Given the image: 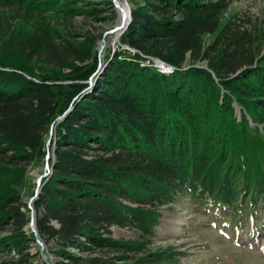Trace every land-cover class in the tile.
Returning a JSON list of instances; mask_svg holds the SVG:
<instances>
[{"label":"trees","instance_id":"trees-1","mask_svg":"<svg viewBox=\"0 0 264 264\" xmlns=\"http://www.w3.org/2000/svg\"><path fill=\"white\" fill-rule=\"evenodd\" d=\"M147 1L146 8L135 6L121 38L137 52L118 50L92 86L87 80L96 63L63 92L61 85L20 70L29 68L0 59V169L18 170L45 157L51 124L66 114L57 127L52 170L35 202L38 232L53 243L56 264H119L116 255L127 259L123 264H179L178 250L167 248L129 262V253L143 245L115 238L113 228L153 238L160 207L184 196L233 210L237 225L264 207L261 32L236 17L208 43L206 36L220 29L226 2ZM42 29L25 38V53H45L53 67L87 60L78 43L54 42ZM147 57L176 68L168 75L144 64ZM186 60L206 61L208 68L187 70ZM202 75L214 85L217 77L227 93L224 101L219 92L196 110L188 98ZM234 101L245 107L242 121ZM30 220L19 190L0 182V264H33Z\"/></svg>","mask_w":264,"mask_h":264},{"label":"rangeland","instance_id":"rangeland-1","mask_svg":"<svg viewBox=\"0 0 264 264\" xmlns=\"http://www.w3.org/2000/svg\"><path fill=\"white\" fill-rule=\"evenodd\" d=\"M193 1L195 0H191V2ZM208 1H224L228 5L222 15L220 29L214 35L206 36L205 39L208 43L223 32L228 22L240 17V19L249 20L245 25L246 27L255 28L257 26V30L261 32V47L264 53V0ZM127 2L131 6L129 19V24H131L135 6L139 4L146 8L148 1L127 0ZM118 16L119 10L114 0H0V59H5L9 65L29 68L28 70H20L30 71L39 79L61 85L63 92H68L73 84L80 81L79 74L85 68L96 63L95 83L104 76V69L118 50L127 49L134 54L137 52L125 41L123 43L122 39L116 45L110 42L105 47V55L101 64L99 59L100 41L107 31L117 25ZM38 26L48 32L49 34L46 36L52 37L54 42L65 39L78 43L83 48L87 60L84 62L77 61L68 66L53 67L49 66L48 61L46 62L44 59L51 58L47 54L44 53L42 57H37L25 53L22 47L23 42ZM128 28L129 26L120 36L124 35ZM109 36H106L105 39L108 40ZM35 58H39V60ZM143 60L144 64L155 65L167 72L168 75L175 70L165 68L161 62L150 57ZM99 64L101 65L99 66ZM192 65L202 68L208 67L206 61L192 64L191 61L186 60L183 63L187 70L192 68ZM6 68L9 69V67ZM95 71L89 75H93ZM81 80L83 81V79ZM215 81L217 85H214L212 80L203 75L201 79L195 81V89L188 98L193 103L191 108L195 107L196 110H199L204 104L202 103L203 100L213 101L219 92L220 102L225 100V93H227L225 87L220 86L221 81L217 80V77ZM218 87L221 90H216ZM215 91H218L216 95ZM65 96L66 94L60 97L61 103L65 100ZM180 97L186 99L187 96L182 93ZM199 98L201 103L197 104ZM244 109L243 104L234 101V111L240 121H242ZM210 110L212 109L210 108ZM62 116L59 115L56 118L57 121L51 124L50 132L46 137L45 157L37 155L30 164L20 165L18 170L0 169V182L6 184L9 189L19 190L28 206L30 199L36 194L39 176L45 172L47 162L50 161L51 164L50 159L55 157V146L58 140L57 127L59 122L63 120L61 119ZM49 139L48 150L47 142ZM210 202L211 199L208 198L205 203L194 204L188 197L184 196L171 204L161 206L159 223L154 227L153 238L144 237L136 229L117 227L113 228V236L117 239L123 238L132 243L143 245L139 251L129 253L133 254L129 262H134L137 256L148 251H159L167 248L171 251L178 250L175 252V256L176 262L179 264H264V207L256 218L249 217L248 220L237 225L233 224L231 215L233 210L229 212L224 211V208H215L210 206ZM28 227L31 229L30 223ZM41 241L44 243L43 247L36 241L31 248L32 253L37 255L33 264H56L57 257L51 250L53 243L49 245L43 239ZM115 260L119 264H123L127 259L116 255Z\"/></svg>","mask_w":264,"mask_h":264},{"label":"water","instance_id":"water-1","mask_svg":"<svg viewBox=\"0 0 264 264\" xmlns=\"http://www.w3.org/2000/svg\"><path fill=\"white\" fill-rule=\"evenodd\" d=\"M115 2V5L116 7L118 8V10L121 8L119 7L118 3H117V0H114ZM130 12L128 14H125L123 17H122V24L119 26L118 23L117 25L110 29L109 31H107L104 35V37L101 39L100 41V46H99V59L101 61V64H102V58H103V51H104V45H105V37L110 35V34H113L116 30H119V29H122L121 31L123 32L125 30L126 27H128V25L125 27L126 23H130L129 22V19H130ZM125 24V25H124ZM124 26V27H123ZM133 50H136L135 48L131 47ZM143 54V53H142ZM150 58H153L154 60H157L159 62H161V64L164 65L165 68L167 69H175L176 67L167 63L166 61L162 60L161 58H158V57H150ZM99 64V66L101 65ZM208 68V67H206ZM97 71H95V73L93 75H91V77L89 78L88 80V83H89V86H92V84H94V81H95V74H96ZM65 117L64 115L61 117L63 118ZM51 139V138H50ZM50 139L48 140L47 142V148L49 150V146H50ZM50 154L48 155V158H49ZM52 170V165L50 164V161L47 162V166H46V170L43 174H41L38 178V188L36 190V194L30 199V202H29V209L31 211V221H30V226H31V230L34 232L35 236H36V241H38L40 243V245L43 247L44 246V243L41 241V237H40V234L38 232V229H37V218H36V208H35V201L39 198L40 196V185L42 184V181L44 178L47 177V175L51 172Z\"/></svg>","mask_w":264,"mask_h":264},{"label":"bare ground","instance_id":"bare-ground-1","mask_svg":"<svg viewBox=\"0 0 264 264\" xmlns=\"http://www.w3.org/2000/svg\"><path fill=\"white\" fill-rule=\"evenodd\" d=\"M117 3L119 5V7L121 8V10L119 9V21H118V25L120 26L123 22L122 17L125 14H128L129 11L131 10V6L130 4L127 2V0H117ZM129 23H126L125 27L128 25ZM130 25V24H129ZM128 25V26H129ZM124 27V26H123ZM123 29V28H122ZM122 29L116 30L113 34H110L109 39L105 41V45H104V51L102 53V55H105V47L111 42L113 45H116L117 43L120 42V39L122 38V36H120V34L122 33ZM160 70H162L160 68ZM164 71V70H162ZM173 72V71H171Z\"/></svg>","mask_w":264,"mask_h":264}]
</instances>
